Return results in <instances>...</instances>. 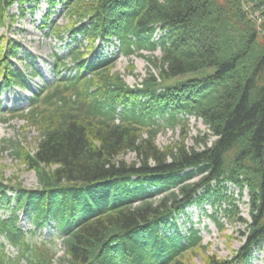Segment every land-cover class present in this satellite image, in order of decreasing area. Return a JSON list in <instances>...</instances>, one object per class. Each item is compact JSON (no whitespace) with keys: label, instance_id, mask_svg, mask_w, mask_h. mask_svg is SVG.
<instances>
[{"label":"trees","instance_id":"1","mask_svg":"<svg viewBox=\"0 0 264 264\" xmlns=\"http://www.w3.org/2000/svg\"><path fill=\"white\" fill-rule=\"evenodd\" d=\"M26 1L0 0V27L7 9L19 2L24 14ZM58 1L69 22L51 31L61 39L69 30L78 43L70 52L74 73L35 93L19 115L38 139L34 150L15 141L11 152L35 172L38 187L0 179V198L16 202L10 216H0V238L17 250L7 255L0 241V264L56 259L45 243L26 237L18 209L32 214L36 228L57 220L67 264H194L196 250L205 248L199 230L163 229L212 196L245 224V239L230 258L210 254L204 264L249 263L264 243V0H48L50 9ZM155 24L165 33L152 41ZM111 37L126 56L159 47V58L144 56L160 80L149 71L132 88L112 72L113 58L87 59L96 40ZM0 40L1 86L25 87V73L11 61L19 43H5L1 34ZM183 74L198 75L168 82ZM188 116L203 121L216 137L212 143L188 146L183 124L177 141L159 147L160 129ZM228 184L247 191L249 221L238 215Z\"/></svg>","mask_w":264,"mask_h":264},{"label":"rangeland","instance_id":"2","mask_svg":"<svg viewBox=\"0 0 264 264\" xmlns=\"http://www.w3.org/2000/svg\"><path fill=\"white\" fill-rule=\"evenodd\" d=\"M50 6L48 0H38V3L35 0L26 1L22 4L24 9V14H22L20 4L16 2L7 9L5 23L0 27V34L4 37L5 43L11 39V41L20 45L18 53L11 58V61L19 70L25 73L27 82L26 89L16 85L9 88L0 86V117L8 120L0 123V179L10 185L19 182L24 188L28 189L38 187L37 176L33 170L27 168L22 159L13 155L11 150L15 141H19L34 150L39 132L34 127L28 126L26 120L18 115L21 113L20 111L27 108L26 105L32 93L31 88L39 90L42 86L50 85L51 87L56 82L55 79L73 73L74 70L72 64H70L72 55L70 52L78 45V43L72 41V34L69 30L62 34V39H59L55 32L51 31L54 25L61 27L68 25L69 20L61 1L55 3L51 9ZM48 10H50V15L45 19ZM82 42L86 45L85 40ZM100 43V41H97L96 45ZM81 47H78L79 50H82ZM104 47L106 48H101L95 57L99 58L100 54L113 57L115 63L112 72H119L121 78L129 86L141 84L148 77V71L154 76H158L159 70L152 65L149 59L142 55H146L150 59L159 58L161 56L160 48L157 47L152 51H137L128 57L120 52L118 42H113L111 45L106 44ZM63 61L65 67L61 65ZM60 71L62 73L58 75ZM197 75L183 74L169 79L168 82L173 83ZM155 118L159 123L164 124V120L158 117ZM183 124L188 135L186 140L188 146L195 145L201 149L204 147L205 142L210 145L215 139L200 119L188 116L187 119L183 118L182 123H177L175 126L162 127L156 139L157 145L163 148L173 141H177L181 136ZM196 138L198 141L195 140ZM3 146L5 148L2 150ZM124 159L128 162L133 161L134 153L128 152L124 155ZM198 178L199 175L192 180ZM150 190L155 191V188ZM230 194L233 195L235 203H237L238 215L249 221V196L247 191L239 192V189L228 184L227 195ZM153 195L156 198L160 196L159 193ZM213 199L214 196L206 197L202 202L188 206L176 217V226L172 230L163 229V232L167 234L177 231L182 235L186 234L190 228H196L200 231L201 243L205 245V248L199 247L196 250L194 257H192L194 264H204L205 258L210 254H215L221 259H228L245 239L242 234L245 231V224L232 220L230 215L224 211L228 206L226 201L213 203ZM7 202L8 200L0 198V215L3 217L10 216L11 208L14 206V200H11V204ZM19 214V227L27 232L26 237L36 244L45 243L55 251L56 259L53 264H67L61 259L64 253L63 239L66 235L60 230L57 222L51 221L48 225L35 229L32 223V214L26 213L25 210L20 211ZM0 241L4 243V250L7 255L11 257L16 255V248L2 238H0ZM247 264H264V243L261 244V247L255 248L251 260Z\"/></svg>","mask_w":264,"mask_h":264}]
</instances>
